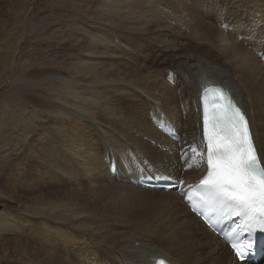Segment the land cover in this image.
I'll return each mask as SVG.
<instances>
[{
	"label": "bare ground",
	"instance_id": "6f19581e",
	"mask_svg": "<svg viewBox=\"0 0 264 264\" xmlns=\"http://www.w3.org/2000/svg\"><path fill=\"white\" fill-rule=\"evenodd\" d=\"M225 1L181 0L185 10H179L185 17L178 21L194 28L200 36L193 34L195 39L209 45L212 54L175 56L172 75L176 71L179 76L172 81L144 78L116 66L121 62L115 59L113 69L107 66L103 52L96 55L103 63L85 66L82 59L92 57L87 50L76 62L81 83L96 88L95 93L97 87L106 90L89 100L84 92L65 85V95L72 101L49 94L35 97L45 112V126L31 145L27 161L34 164L29 176L18 170L16 178L31 194L39 195V186H49L54 188L51 194L67 203L64 209L37 216L49 219L40 224V230L52 238L45 243L47 264H152L158 256L173 264H236L228 245L189 210L177 189L166 191L132 182L165 175L189 188L203 178L200 93L211 84L228 87L243 106L264 163V58L258 56L259 52L264 55V3L250 7L249 3ZM162 6L170 9L167 4ZM111 7L114 12L122 8ZM122 28L134 30L126 32L127 42L114 36L129 58L143 60L148 49L162 39L159 32L147 31L140 23ZM92 105L98 116L90 109ZM161 122L180 139L161 130ZM185 146L196 148L195 153L189 148L187 163L180 158Z\"/></svg>",
	"mask_w": 264,
	"mask_h": 264
},
{
	"label": "rangeland",
	"instance_id": "374dc122",
	"mask_svg": "<svg viewBox=\"0 0 264 264\" xmlns=\"http://www.w3.org/2000/svg\"><path fill=\"white\" fill-rule=\"evenodd\" d=\"M228 1L249 3L250 7L255 2L257 6L264 3V0H226L225 3ZM115 2L111 0L112 5L123 9L114 12L108 0H0V222L3 224L0 229V264H47L49 256L45 243L51 242L52 238L40 230V224L49 219H38L37 216L64 209L67 205L64 199L49 192L54 188L39 186L40 194L34 195L16 178L18 170L24 177L29 176L30 166L34 164L27 161L31 145L45 126V119H42L46 118L45 112L37 106L35 97L49 94L68 101L65 85L84 92L89 100L91 95L98 97L100 90H106V87H97L95 93L96 88L93 90L94 87L81 83L83 77L76 62L87 50L92 57L82 59L85 66H91L94 61L103 63L102 57L96 59V55L103 52L101 55L105 54L103 58L109 67L115 66L114 61L121 62L116 66L147 79L155 76L157 80L166 78L168 81L179 76L176 71L175 76L172 75L176 69L172 64L175 56L212 54L209 45L195 39L193 34L200 36L194 28L178 21L185 17L181 15L185 10L181 0ZM162 4H167L170 9ZM128 5L132 7L127 8ZM136 23L142 24L147 31L156 30L162 36L158 44L160 48L158 45L149 48L143 60L123 55L114 38L116 35L127 42L129 28L122 27ZM177 25L179 30H176ZM131 29L128 33L134 32ZM112 53L118 57H108ZM159 55L165 58L160 56L161 59ZM90 109L95 111L93 105Z\"/></svg>",
	"mask_w": 264,
	"mask_h": 264
},
{
	"label": "snow or ice",
	"instance_id": "6c2138e0",
	"mask_svg": "<svg viewBox=\"0 0 264 264\" xmlns=\"http://www.w3.org/2000/svg\"><path fill=\"white\" fill-rule=\"evenodd\" d=\"M199 111L202 129L199 161L206 166V172L195 187V201L187 192L182 195L192 211L213 229L217 220L237 218L233 233L225 234L224 238L236 264H243L253 252L256 233H264V163L249 120L228 91L215 86L204 89ZM189 148L192 153L196 152L193 146L180 150V158L185 163ZM110 167L115 170L114 163ZM144 179L169 180L171 177L149 175ZM182 183L177 181V186ZM207 211L212 215H207Z\"/></svg>",
	"mask_w": 264,
	"mask_h": 264
}]
</instances>
